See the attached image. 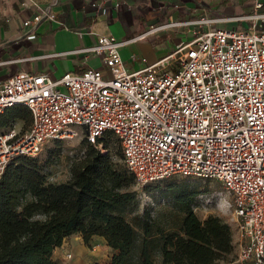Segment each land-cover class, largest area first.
<instances>
[{
	"label": "built area",
	"instance_id": "built-area-1",
	"mask_svg": "<svg viewBox=\"0 0 264 264\" xmlns=\"http://www.w3.org/2000/svg\"><path fill=\"white\" fill-rule=\"evenodd\" d=\"M55 2L24 19L27 37L56 16ZM107 2L90 4L100 12ZM241 19L250 26L194 28L167 56L138 69L123 59L124 41L104 33L77 51L99 57L105 68L89 66L58 79L19 71L1 80L0 115L25 105L32 121L26 129L0 130V178L10 162L38 156L52 140L74 138L82 129L97 143L110 132L136 187L174 175L220 180L231 194L235 263L264 264V3L255 0ZM177 25H152L147 33ZM200 198L201 205L212 200Z\"/></svg>",
	"mask_w": 264,
	"mask_h": 264
},
{
	"label": "trees",
	"instance_id": "trees-1",
	"mask_svg": "<svg viewBox=\"0 0 264 264\" xmlns=\"http://www.w3.org/2000/svg\"><path fill=\"white\" fill-rule=\"evenodd\" d=\"M17 119L31 124L27 106L7 108L0 115V130ZM106 136L97 143L84 140L87 151L73 161L65 181H49L38 156H21L7 165L0 178V264H68L53 255L73 234H82L86 243L93 236L104 237L114 251L107 264H159L153 258L149 224L137 252V230L116 210L122 199L134 198L136 181L115 161ZM168 188L185 215L179 229L161 232L160 264L234 261L231 224L217 214L202 219L192 206L201 192L197 184L185 179Z\"/></svg>",
	"mask_w": 264,
	"mask_h": 264
},
{
	"label": "crops",
	"instance_id": "crops-1",
	"mask_svg": "<svg viewBox=\"0 0 264 264\" xmlns=\"http://www.w3.org/2000/svg\"><path fill=\"white\" fill-rule=\"evenodd\" d=\"M52 1L0 0V81L19 71L49 73L58 79L68 71L80 72L89 66L105 68L99 57L77 51L93 45L104 33H112L124 41L122 57L129 68L138 69L167 56L178 43L190 38L194 28L250 26L251 21L241 17L252 11L255 0H108L105 10L100 12L91 6L92 0H56L53 7L56 16L39 24L35 38L27 37L24 19L33 18ZM202 18L216 20L209 24L195 23ZM171 22L181 25L147 33L152 25ZM165 35L172 40L170 44L160 41ZM59 52L66 54L46 55ZM142 57L146 62H142ZM75 235L66 237L64 243H72L77 257L91 258L96 250L86 246L83 238L74 239ZM97 237L107 264L114 251L104 237ZM97 263L103 264L95 259L94 264Z\"/></svg>",
	"mask_w": 264,
	"mask_h": 264
},
{
	"label": "rangeland",
	"instance_id": "rangeland-1",
	"mask_svg": "<svg viewBox=\"0 0 264 264\" xmlns=\"http://www.w3.org/2000/svg\"><path fill=\"white\" fill-rule=\"evenodd\" d=\"M250 13L251 12H248V14ZM162 40H165V43L168 44L172 42L168 35L161 37L160 41ZM147 41L150 42V39ZM13 125L20 129H26L29 127L30 123H26V121L22 119H17L12 122V126ZM3 129L5 128H2L1 130ZM85 139V131L79 129V134L74 138H66L64 140H60L61 142L52 140L47 143L44 150L38 155V159L39 164L43 172L47 175L49 181L61 182L69 179L71 164L87 151V145L84 143ZM106 139L108 140V148L113 158L119 166L125 168L120 142L112 133L107 135ZM102 145L103 144L100 143L99 147L101 148ZM185 179L190 180V182H195L198 190L201 191L192 201V206L200 218L204 219L209 214H217L231 224L235 252L237 255L238 247L236 242V224L233 217V208L228 206V202L231 200V194L225 189L223 183L216 178L194 176L184 177L181 175H174L143 187L133 186V190L135 191L134 198L131 200L122 199L118 203L116 210L122 213L127 220L132 222L137 230V252H139L143 239L146 235L144 225L145 223H148L151 235V237H149V242L153 251V258L156 263L160 264L161 232L168 231L170 229H179L182 224L183 216L185 215L183 206L175 200L173 193L168 187L173 183L180 182ZM200 195H203L205 200L208 197L212 200L204 202V204L201 205ZM78 238L82 239V234H76L74 236V239ZM86 246L96 250V253H94L91 258H89L90 255H80L81 257H77L71 242L63 243L61 247L54 251L53 256L55 259L65 263L71 261V264H94L95 259H99L104 264L106 256L101 252L99 237L93 236L90 241L86 243ZM66 252H72L73 257L71 259L66 258ZM223 264L236 263L234 260L223 262Z\"/></svg>",
	"mask_w": 264,
	"mask_h": 264
}]
</instances>
